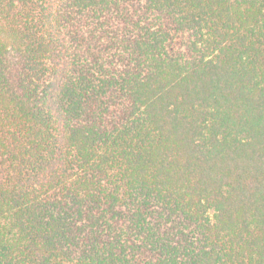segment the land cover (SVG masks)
<instances>
[{"label": "trees", "instance_id": "1", "mask_svg": "<svg viewBox=\"0 0 264 264\" xmlns=\"http://www.w3.org/2000/svg\"><path fill=\"white\" fill-rule=\"evenodd\" d=\"M0 264H264V0H0Z\"/></svg>", "mask_w": 264, "mask_h": 264}]
</instances>
